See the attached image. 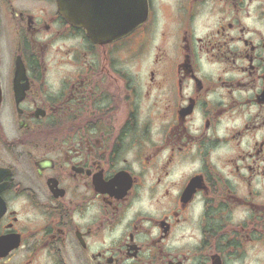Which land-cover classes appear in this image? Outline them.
Instances as JSON below:
<instances>
[{
	"label": "flooded vegetation",
	"instance_id": "flooded-vegetation-1",
	"mask_svg": "<svg viewBox=\"0 0 264 264\" xmlns=\"http://www.w3.org/2000/svg\"><path fill=\"white\" fill-rule=\"evenodd\" d=\"M147 1L0 0V264H264V0Z\"/></svg>",
	"mask_w": 264,
	"mask_h": 264
},
{
	"label": "water",
	"instance_id": "water-1",
	"mask_svg": "<svg viewBox=\"0 0 264 264\" xmlns=\"http://www.w3.org/2000/svg\"><path fill=\"white\" fill-rule=\"evenodd\" d=\"M58 13L93 43L128 36L148 17L147 0H55Z\"/></svg>",
	"mask_w": 264,
	"mask_h": 264
}]
</instances>
